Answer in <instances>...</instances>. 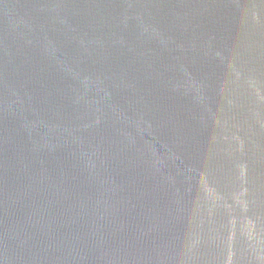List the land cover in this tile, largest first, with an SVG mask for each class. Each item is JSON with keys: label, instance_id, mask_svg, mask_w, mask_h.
I'll use <instances>...</instances> for the list:
<instances>
[{"label": "water", "instance_id": "1", "mask_svg": "<svg viewBox=\"0 0 264 264\" xmlns=\"http://www.w3.org/2000/svg\"><path fill=\"white\" fill-rule=\"evenodd\" d=\"M0 264H264V0H0Z\"/></svg>", "mask_w": 264, "mask_h": 264}]
</instances>
